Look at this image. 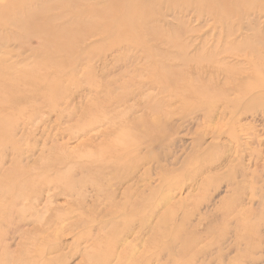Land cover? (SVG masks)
Listing matches in <instances>:
<instances>
[{"label": "bare ground", "instance_id": "obj_1", "mask_svg": "<svg viewBox=\"0 0 264 264\" xmlns=\"http://www.w3.org/2000/svg\"><path fill=\"white\" fill-rule=\"evenodd\" d=\"M178 1H183L181 9L172 8ZM27 2V0H0V43L2 45L0 54L5 55V57L0 58V130L3 129L0 134L1 159L7 147L17 144L15 140L18 136V131L15 130L16 127L24 133L26 131L28 134L31 133V135L37 132L40 111L36 110L33 101L36 98H44V100L50 102L56 97L55 91H51V74L39 73V69H35V66H37L35 63L44 66L50 64V57L35 60L34 64L29 65L31 63L30 59L21 61V56L17 57L13 53L7 52V48L4 49L5 43L2 36L8 32L10 35L13 34L11 32L12 27L18 29V21L15 20L18 19L21 11L26 9ZM165 2L169 4V6L167 5L168 12L169 9H173V13L179 11V14L188 15L194 11H199V9L205 10L203 4H200L197 0H161L158 7H164ZM208 5L211 7L210 3L206 6ZM156 6L155 2L140 9L139 18L146 24L156 22L163 23V25L167 24L168 16H173L168 13L167 15L162 14L163 11L161 12V9L156 10ZM222 8L227 13L237 10L235 6L229 5L222 6ZM260 8L264 9V6ZM150 9L154 11L148 14L145 10ZM244 13L246 14L244 15ZM239 16L242 17V21L240 24H235L237 27L233 24L230 26L225 25L224 28L221 26V35L213 42L211 50L206 48L210 42L208 38L200 36L194 39L195 42L200 38L202 39V43L197 46V50H201L203 53L190 58L187 57L186 50L182 49L188 48L187 43H190V47H193L194 43H191L193 39H184L186 32L183 31H177L180 35L178 41L181 46H174L178 50L182 48V52L180 51L181 53H177L173 57L168 55L167 51H161L160 48H156V51L150 48L147 38L143 40L139 35L133 36L132 39L120 41L127 44L126 46L121 47L119 44L111 46V52L114 49L120 52L124 47H127L125 52H127L126 55L133 54L131 57L133 65L139 64L140 58H146L147 63L144 65L143 71L148 73L158 72L153 84L160 86V94H165L169 90H177L180 87H183L181 89L184 91L168 93L165 101L148 95L145 96L146 100L142 98V95L127 93L119 95L117 92L114 93L108 86L102 85L100 90L95 91L98 96L104 93L108 96V99L102 102L99 101L101 100L100 97H96L91 102L94 107L90 112L97 110L96 115L98 118L94 121H87L89 124L86 125L87 122L85 123V128H83L78 138H84L81 145L86 142H88L87 145H90L96 142L98 137L102 138L101 148L98 147L93 150V152L100 150L99 154L93 157L88 156L85 160L81 157L76 158L74 153L62 160L54 157L49 161V165L51 164V169H57L56 174L62 171V168L57 167H63L64 163H69L68 167H78L82 175L88 174V178L92 181V190L99 199L100 206L86 208L84 205L74 202L76 209H72L69 214L68 210L66 212L62 210L63 214L60 216H56L55 219L51 217L49 221L52 223L50 225H54L56 228L55 233L48 236L38 233L37 244L44 245L29 243L31 248H26L21 252L20 257H18L19 264H39L38 260L33 262L37 258L41 261L40 264H65L66 238L75 233L76 230L81 229L75 237H77V240H83L84 237L92 234L93 228L98 227L101 231H106L108 236L109 234L112 235L105 250L107 254L105 260L90 261V264H159L164 259L163 251L176 252L173 243L162 245L158 253L153 256L148 255V251H146L148 244L152 242L151 233L156 231V228H158L157 231H161L170 228L172 225L174 219L172 209L167 213H164L163 210L173 205L172 202H175L179 197V193L174 194L173 192H169L167 195L169 197H167L166 194H161L160 189L151 190L148 184L151 182L152 174L155 171L161 170L160 172H163L164 162H171L174 165L178 163L176 148H179L178 143L181 142L177 139L178 136L180 134L182 136V133L185 132L191 133L196 126L200 127V125H208L209 132L199 136L196 135L192 145L195 153H197L196 163H198V168L201 170L192 174L189 173L193 182L189 189L194 191V189L209 187L213 188L215 192L218 191L206 202V207H208L206 209L209 213H204L205 219L210 217L212 218L211 223H213L216 220L218 221L221 214V217L224 218L236 213L237 209L234 206L229 207V204L234 201H241L242 197L238 193L241 192L240 184L246 182L247 184L263 183L260 188L252 186L254 198L249 200V204L252 205L244 211L246 215L251 216L247 219H252L259 210L264 209V173L260 172V169L264 168V149H262L264 146V57L262 56L264 52H254L256 47L264 45V31L259 32L264 26L262 28L258 26V22L264 20V12L250 10L247 13L246 10H243V13ZM203 18L204 14L198 13L197 20ZM248 18H251V22ZM243 20H246V22ZM145 25H141L142 28ZM161 27L165 28V26ZM196 31L197 29L195 31L190 30L189 33L195 34ZM243 31H246V33ZM249 37L259 45L252 46L249 43ZM166 39L167 43H175L172 38L167 37ZM137 40L139 41V47L132 44V41L137 42ZM152 41L154 40L152 39ZM248 51H251L252 54L248 55ZM6 56H9L10 59H7ZM150 58H156V62L150 63ZM172 58L173 60L178 58L180 63L186 67H191L188 66L189 63L195 64L197 66L193 73L197 77L195 81H189L187 78L184 80L179 72L180 69L175 72L170 70L166 63ZM261 61H263L262 64H260ZM204 64L207 65L205 66L206 72L210 74L205 78L200 76L198 71ZM23 65L29 67L28 71L18 69ZM129 67L130 64L121 65L117 71L122 73L121 71L125 70L130 73ZM115 68L116 66L109 68L107 65L103 67L102 72L107 69V72H105L107 75L102 77V83L111 77V70ZM112 81L110 80V84H113ZM178 81H181V83H178ZM90 82V86L98 83L96 81ZM194 82L197 85L193 84ZM142 88L146 89V85H142L140 89ZM90 93H93V90ZM97 101L102 104H98ZM30 104V107L24 108ZM165 107H167L166 110H164ZM50 112L48 110L45 113L50 114ZM90 115L89 113L88 116ZM167 117L172 118V120L173 117L178 118L171 121L166 119ZM248 118L252 121L246 125L243 122ZM120 121L123 122L116 130L110 132L106 128L113 122ZM257 122H259V125H255ZM30 127L32 129H29ZM112 129H115V126ZM97 131L96 136L91 135ZM165 131H169V134H164ZM9 132L10 134H8ZM241 132L243 133L242 136H240ZM132 134L136 140L138 139L137 136L146 135L147 137L140 142L135 141L134 148L125 150L122 139L125 135ZM211 136L212 140L208 142L207 138ZM91 137L94 138L91 139ZM180 139L185 138L180 137ZM156 149L160 151L157 156L155 154ZM33 151H29L30 156H28V159L33 158ZM90 152L89 149L87 154ZM172 159L173 161H171ZM24 162V159H21L17 166L14 162L17 170H23L21 177H16L13 172L0 178V185L3 186L2 189L4 190L1 193L5 192V195L10 196L8 202L4 204L8 213L5 217L4 233L1 235L2 238L0 237V264H8L12 256L10 254L11 243L24 238V223L26 221H30L32 224L38 222L34 218H26L25 215L22 217L21 212L17 209L21 203L19 200L13 199L15 197L14 193L15 195L24 193L23 190L29 188L30 192L24 196V198H27L23 202L30 201L28 209H36L38 206L35 205L41 199L37 198L38 191L43 195L44 189L57 181L56 179L46 183L43 182L44 180L40 181L41 177L39 176L43 174L32 172L35 169L29 165H27V170H24L26 167V164L23 165ZM219 171L227 172L223 177L215 176V172ZM49 172L54 171L43 173ZM77 173L73 175V178L69 177L64 181H59V183L56 182L57 187L55 189H59L61 196L80 199L83 191L76 190V188L80 187L79 185L83 181H79ZM37 177H39V184L34 185L32 179L35 180ZM47 178H49L48 175ZM222 188H228L229 191H226V197L223 196L221 199L223 201L221 206L212 212L209 205L218 197L220 198V196L216 197L215 195L220 193ZM254 189H258L262 193L258 202L255 197H258V195ZM235 190L238 192H234ZM158 197L160 200L153 207L151 203ZM47 200H52V195L48 196ZM256 204L258 205L257 209L255 208ZM179 205L176 203V208H179ZM242 212V210L238 211L236 217L245 220L241 216ZM191 214V212L183 214L180 220L183 223L187 221L189 226L194 229L198 225H202L201 223L194 224L193 221H196V219ZM76 216H78L76 219L72 218ZM199 220L201 221V218ZM75 242L76 240H74ZM48 256L53 257L48 259Z\"/></svg>", "mask_w": 264, "mask_h": 264}, {"label": "rangeland", "instance_id": "obj_2", "mask_svg": "<svg viewBox=\"0 0 264 264\" xmlns=\"http://www.w3.org/2000/svg\"><path fill=\"white\" fill-rule=\"evenodd\" d=\"M27 1L28 5L26 9L22 10L18 19L15 20L18 21V29L12 27L11 32H13V34L11 33L10 35L8 32L6 35L2 36L5 43L4 49L7 48V52H11L17 57L21 56V61L30 59L31 63L29 65L34 64L35 60H43L50 57V64L44 66L35 63L37 65L35 69H39V73L45 72L51 74V91H55L56 97L50 102H47L44 98H36V100L33 101L36 110L40 111L37 121V132L35 131L36 133L31 135V133L28 134L27 131L24 133L20 128H15V130L18 131V136L15 138L17 144L11 146L13 148L7 147L4 150L5 154L2 159L0 156V178L2 176L6 177L13 172L16 177H21L23 170H17L14 166V162H16L17 166L18 162L24 159L25 162L23 165L26 164L24 170H27V165L31 166L35 169V171L32 172L43 174L39 177H41L40 181L44 180V183L47 181H54L53 179H56V182L59 183V181H64V179H68L69 177L73 178V175L78 172V179L79 181H83V183H80V187H77L76 190L83 191V194L80 196L79 200H77V198L61 196L59 189H55L57 187L55 182L44 189L45 192L43 195L38 191L39 195L37 198H41L35 205L38 207H35L36 209H28L30 201H23L27 198H24V196L30 192L29 188H25L23 190L24 193H18L17 195L14 193L15 197H13V199L19 200L21 203L17 209L21 212L22 217L25 215L26 218H34L38 222L32 224L30 221H26L24 223V238L11 243L12 248L10 254L12 256L8 264H19L18 257H20L21 252L26 248H31L29 243L43 246L44 244H37L36 240L38 233L44 236L54 234L56 228L54 225H50L52 223L49 220H51V217L55 219L56 216L63 214V212H61L62 210L64 212L68 210L69 214L72 209H76L74 202H78L86 208H97L100 206L99 199L92 190V181L88 178V174L82 175L78 167H68L70 165L69 163H64L63 167H57L62 168V171L56 174L55 171H57V169H51L49 161L54 157L62 160L73 153L76 158L79 159L81 157L83 160L88 156L93 157L99 154L100 150L96 152H93V150L98 147L99 149L101 148L103 143L102 138L98 137L97 141L90 145H87L88 142L81 145L84 138L80 139L78 137L83 131V128H85V123L87 121H94L98 118L96 115L97 110L92 113L90 112L92 107H94L91 102L95 100L96 97H100L101 100H99V98L98 100L102 102L108 99V96L104 93L98 96L95 92L96 90H100L101 85L108 86L114 93L117 92L119 95L126 93L139 96L142 95L144 100H146L145 96L148 95L158 100L163 99L165 101L168 93H172L173 91H184L181 89L183 87H180L177 90H169V92H165V94H160V86L153 84L158 72L148 73L143 71V67L147 63L146 58H140L139 64L133 65V63H131L133 54L126 55L127 52H125V49L127 47H124L120 52L115 51V49L111 52V46L118 44L121 45V47L126 46L127 44L121 43L120 41L123 39H132L133 36L139 35L143 40L147 38V42L149 41L148 43L150 45L149 47L153 48L155 51L156 48H160L161 51H167V54L173 57L177 53H181L182 50H186V55L190 58L203 53V51L197 50V46L202 43V39L200 38L196 40V42L194 39L200 36L208 38L210 42L206 48L207 50H211L213 42L221 35V26L224 28L225 25L240 24L242 17L240 18L239 15L243 13V10H246L247 13L250 10L264 12V9L260 8L264 6V0H197L200 4H203L205 10L199 9V11H194L188 15L179 14V11H174L173 13V9H169L170 11L168 12L167 5L169 6V4L167 2L164 3V7H158V3L161 0ZM155 2L157 4L155 7L156 10L161 9V12L163 11L162 14L167 15L168 13L173 16H168L167 24L165 25L157 22L154 24H146L139 18L140 9H143L148 4H154ZM182 2L183 1H178V3L175 2L176 5L172 6V8L181 9ZM209 3L211 7L209 5L206 6ZM228 5L235 6L237 10L227 13L222 6ZM196 6H198V4H196ZM145 11L149 14V12L152 13L154 10L151 11L150 9ZM198 13H203L204 18L197 20ZM245 14L246 13H244V15ZM250 19L251 18H248L249 22H251ZM243 21L246 22V20ZM141 25L145 26L142 28ZM161 26H165V28L163 29ZM258 26H260L259 28L264 26L263 19L258 22ZM195 29H197V33H189L190 30L195 31ZM177 31L186 32L183 38H187V40L193 39L191 43H194V46L190 47V43H187L188 48H179V50L175 48L174 46H181L178 41L180 35H178ZM262 31H264V28L259 32ZM243 32L246 33V31ZM167 37L172 38V41L175 43H167V41H165ZM152 39L154 41H152ZM248 40L252 46L259 45L250 37ZM138 43V40L137 42L132 41V44L136 47H139ZM1 48L2 45L0 43V51ZM214 51L217 52L215 49ZM254 52L263 53L264 45L256 47ZM250 54H252V52L248 51V55ZM262 56L264 57V54ZM3 57H5V55L0 54V58ZM6 58L10 59L9 56H6ZM250 59H252V57H250ZM152 62H156V58H150V63ZM262 62L263 61H261L260 64H262ZM125 64H130L128 69L131 72L129 73L125 70H122V73L118 72V67H121V65L124 66ZM166 64L167 67L174 72L180 69L179 72L184 80L187 78L189 81H195L197 78L195 74H193L197 68L195 64L189 63L188 66L191 67L183 66L178 58L177 60H173L172 58L169 62L167 61ZM105 65L109 68H114L116 66V68L111 70V77L102 83V77L107 75L105 72H107L108 68L102 72ZM202 66L203 67L198 70L200 76L203 78L208 77L210 74L206 72L205 69L207 65L204 64ZM18 69L28 71L29 67L23 65ZM110 80H113V84H110ZM90 81H96L98 83L90 86ZM178 83H181V81H178ZM144 84L146 85V89H140ZM193 84L197 85L196 82ZM91 90H93V93H90ZM109 94L113 95L112 93ZM188 96L191 98L190 95ZM98 104L102 103L98 102ZM30 106L31 104L24 108ZM166 109L167 107H165L164 110ZM48 110L51 111L50 114L45 113ZM89 113L91 114L90 116H88ZM177 118L178 117H173L172 120V118L167 117L166 119L174 121ZM229 121H231V119ZM251 121L252 120L248 118L243 123L247 125L250 124ZM122 122L123 121L113 122L111 125L106 126V128L111 132V130L119 128ZM88 124L89 122L86 123V125ZM255 125H259V122ZM113 126H115V129H112ZM207 128L208 125H200V127L196 126L191 133L185 132L182 133V136L180 134L177 139H179V141L181 140V142L178 143L179 148H176V160L178 163L174 165L171 162H164L163 172L157 170L152 174V180L148 184L151 190L160 189V191H162L161 194H166V196L169 192H173L174 194L179 193V197L175 202H172L173 205L163 210L164 213H167L172 209L171 211L174 217L172 225L170 228L162 229L161 231H157L158 228H156V231L152 232L150 235L152 242L148 244L146 251H148V255L153 256L158 253L162 245L166 243L175 244V251H177H163L164 259L159 264H264V209L261 211L259 210L256 216H253L252 219L249 218V220L247 218L251 216L246 215L244 212L245 209H248L252 205L249 204V200H253L254 198V195H252L253 187L260 188L263 183L247 184L246 182L240 184L241 192L236 190L234 192L239 193L242 197L241 201H234L229 204V207L234 206V208L237 209L236 213L232 216L224 217L225 219L221 217V214L218 217V221L216 220L213 223H211L212 218L208 217L205 219L204 213H209L206 209L208 208L206 207L208 198L214 196L218 191L215 192L213 188L209 187L198 190L194 189V191L189 189V186L193 183L189 173L192 174L201 170L198 168V163H196L197 153H195L192 145L196 135L199 136L209 132ZM29 129H32V127ZM2 130H0V134L3 132ZM163 133L169 134V131ZM8 134H10V132ZM97 134L98 131L93 132L91 135L96 136ZM242 135L243 133L240 134V136ZM146 137V135L137 136L138 139L136 140L133 134L125 135L122 139V143L124 144L123 148L125 150L134 148L135 141L140 142ZM180 137H184L185 139H180ZM93 138L94 137H91V139ZM112 138L114 137L112 136ZM211 140L212 136L207 138L208 142ZM89 149L91 152L87 154ZM262 149H264V146ZM30 150H34V156L28 159ZM159 153V149H156V156ZM171 161H173V159ZM46 171L54 172L44 174L43 172ZM226 172L227 171H219L215 172L214 175L223 177ZM260 172L264 173V168H261ZM47 175L49 178L46 179ZM39 177L35 180L32 179L34 185L39 184ZM2 187L3 186L0 185L1 238L5 228V217L8 213L7 207L4 204L10 199V196L5 195V192L1 193L4 191ZM254 190H256L258 195V197L255 196L258 202L259 196H262V193L259 192L258 189ZM226 191H229L228 188H222V191L215 195L216 197L220 196V198L218 197V199L210 203L209 209H211L212 212L221 206L223 202L221 199L223 196L226 197ZM51 195L52 200L48 201V196L50 197ZM54 195L57 196L55 197ZM159 200V197L154 199L151 205L155 207ZM176 203H178L179 208H176ZM257 207L258 205L256 204L255 208L257 209ZM241 210L243 211L241 216H243L245 220L236 217L237 212ZM14 211H16V209H14ZM189 212H191V215L196 219L193 223L196 225L201 223L203 227L202 225H198L197 228L194 229L189 226L187 221L183 223L180 220L183 214ZM77 217L78 216L72 218L76 219ZM199 218H201V221ZM80 231L81 229L76 230L75 233L65 240V264H90V261L97 262L101 261V259L104 261L107 255L105 250L112 234L108 236L106 231H101L98 227L93 228L92 234L84 237L83 240H77L75 236H77ZM35 232L37 233L35 234ZM74 240H76L75 243ZM178 253L179 255H177ZM52 257L53 256H48L47 258L49 259ZM37 260L40 264L41 261L39 258L34 259L33 262Z\"/></svg>", "mask_w": 264, "mask_h": 264}]
</instances>
